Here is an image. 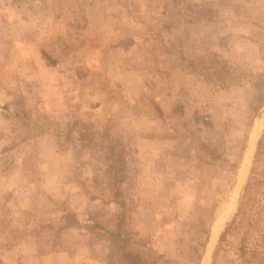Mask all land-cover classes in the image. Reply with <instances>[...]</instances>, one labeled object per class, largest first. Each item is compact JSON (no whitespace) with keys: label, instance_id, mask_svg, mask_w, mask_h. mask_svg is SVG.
<instances>
[{"label":"rangeland","instance_id":"374dc122","mask_svg":"<svg viewBox=\"0 0 264 264\" xmlns=\"http://www.w3.org/2000/svg\"><path fill=\"white\" fill-rule=\"evenodd\" d=\"M0 264H264V0H0Z\"/></svg>","mask_w":264,"mask_h":264}]
</instances>
